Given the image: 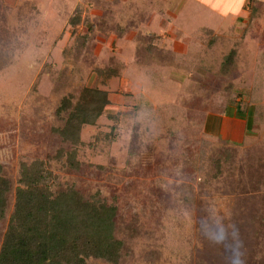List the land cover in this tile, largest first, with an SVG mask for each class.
I'll use <instances>...</instances> for the list:
<instances>
[{"label":"rangeland","instance_id":"1","mask_svg":"<svg viewBox=\"0 0 264 264\" xmlns=\"http://www.w3.org/2000/svg\"><path fill=\"white\" fill-rule=\"evenodd\" d=\"M117 7L0 0V174L10 181L0 247L20 167L42 160L54 191L72 186L117 207V264H264V214L228 188L229 166L244 171L247 148L225 147L221 176L209 162L224 157V108L240 104L264 123L262 20L233 31L222 22L215 41L190 15L134 22L133 8L120 19ZM161 23L176 37H143ZM85 90L107 92L112 118L83 126L72 145L54 132L65 123L56 110L67 96L94 99Z\"/></svg>","mask_w":264,"mask_h":264},{"label":"trees","instance_id":"2","mask_svg":"<svg viewBox=\"0 0 264 264\" xmlns=\"http://www.w3.org/2000/svg\"><path fill=\"white\" fill-rule=\"evenodd\" d=\"M86 92H91L94 99L81 96L74 102L73 96H67L56 110L65 123L54 132L72 145L80 143L83 126L96 124L102 116L112 118L107 92ZM237 110L242 113L244 108L238 104ZM231 153L224 148L223 158L209 160L217 163L220 176L224 171L222 163ZM229 167L231 194L245 196L253 212L264 214L262 174L244 169L235 175L237 169ZM54 181L42 160L21 165L13 211L0 247V264H88L89 259L117 264L123 247L116 238L117 207L98 194L86 198L72 186L54 191ZM9 192L10 181L0 174V220L6 214Z\"/></svg>","mask_w":264,"mask_h":264},{"label":"crops","instance_id":"3","mask_svg":"<svg viewBox=\"0 0 264 264\" xmlns=\"http://www.w3.org/2000/svg\"><path fill=\"white\" fill-rule=\"evenodd\" d=\"M117 4L118 7L113 11V14L120 15V19H127L122 15H132L130 13L132 11L134 22L141 20L143 17L153 23L169 20V16L174 17L176 15L174 19L177 20L181 15H190V18L185 20L203 22L196 27V33L211 31L209 36L215 41L221 38L222 22L226 21L230 22L226 28L233 31L240 29L251 20L254 21L260 18L263 23L262 31L264 35V0H117ZM129 8H133V10L129 12ZM213 21L215 24L212 23ZM161 24L163 25H159V29L155 28L153 24L145 26L146 30L151 32L141 36L158 38L159 41H162L161 37L163 35L169 37L170 31L174 28H169L170 25L166 26L167 23ZM179 27L176 26L175 29ZM137 28H140V25L135 27V30L138 31ZM150 28H153V30H149ZM170 37L176 36L172 34ZM262 48L264 49V46ZM232 51L234 50L231 49L227 52L230 54ZM221 67L225 70L224 63L221 64ZM237 106L238 104L234 106V109L227 106L221 111L220 125L217 132L219 144L223 149L226 146L237 147L241 150L247 148L245 154L246 171L260 172L264 179V124L258 127L253 122L252 116H254V113L248 112L247 114V110L240 113ZM206 127L207 125L202 126L203 132L209 135V130ZM230 159L232 160V158Z\"/></svg>","mask_w":264,"mask_h":264}]
</instances>
